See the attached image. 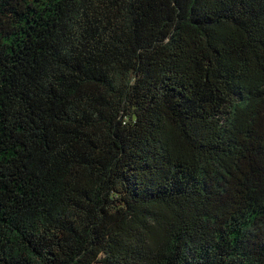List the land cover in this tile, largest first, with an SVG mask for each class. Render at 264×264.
<instances>
[{"label":"trees","instance_id":"trees-1","mask_svg":"<svg viewBox=\"0 0 264 264\" xmlns=\"http://www.w3.org/2000/svg\"><path fill=\"white\" fill-rule=\"evenodd\" d=\"M0 264H264V0H0Z\"/></svg>","mask_w":264,"mask_h":264}]
</instances>
